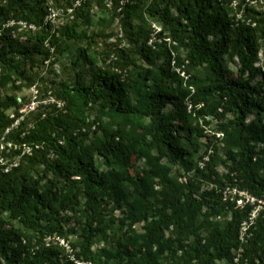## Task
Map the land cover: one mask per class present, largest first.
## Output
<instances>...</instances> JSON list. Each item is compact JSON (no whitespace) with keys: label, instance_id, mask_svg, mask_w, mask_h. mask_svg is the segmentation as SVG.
<instances>
[{"label":"trees","instance_id":"1","mask_svg":"<svg viewBox=\"0 0 264 264\" xmlns=\"http://www.w3.org/2000/svg\"><path fill=\"white\" fill-rule=\"evenodd\" d=\"M254 1L0 0V159L24 154L0 163V264H234L241 248L238 264H264V11ZM73 7L64 26L47 20ZM96 13L123 35H89ZM100 37L110 44L99 67L89 51ZM85 41L90 78L80 69L72 84L54 82L55 101L6 135L22 107L10 92L31 86L28 71L54 49ZM176 167L196 175L183 182ZM245 195L255 203L238 205Z\"/></svg>","mask_w":264,"mask_h":264},{"label":"rangeland","instance_id":"2","mask_svg":"<svg viewBox=\"0 0 264 264\" xmlns=\"http://www.w3.org/2000/svg\"><path fill=\"white\" fill-rule=\"evenodd\" d=\"M244 7L242 8V11L244 10ZM262 7H263L262 4H258V9H261ZM101 15H102L101 13L98 14L96 13V15L94 16V21L92 25L89 27V35H91L92 32L98 33L101 31L102 28H104L103 32L106 35L117 32L118 36L121 37L123 33L118 32V29L120 28H118L119 26L117 24L111 23V24H106L104 27H101L97 23V20ZM151 28L154 31L159 32L162 29V26L157 22H153ZM82 29H85V26ZM114 39H116V37ZM109 42L110 41H108V38L100 37L96 39L95 43H92V47L90 48L89 54L96 56L98 58L99 67L102 66L99 52H102L103 49L110 44ZM88 44L89 41H85L83 44L70 43L69 48L63 54H59L57 56L55 55L56 53L54 49L49 60L43 63L38 62V64L34 67L32 71L31 70L28 71V75L31 77V86L25 87L19 92H10L11 94H15L18 97L19 102L22 105L20 112H22V114L25 113L24 114L25 118L27 116H30L32 113L36 112L38 110L36 107L39 106L40 103L41 104L43 103L44 106H46L48 104H52V102L55 101L51 95V91L47 90V88H50V86L53 85L54 82L65 81L72 84L76 71L80 69L87 71L85 75L86 79L90 78V74H91L90 67L86 66L84 60L79 59L80 51L84 48H88ZM180 54L181 56L184 55L182 52H180ZM75 63H78L77 67L74 65ZM227 66L230 67V69H232L236 73V67L234 64L227 62ZM42 110L44 111V109ZM45 111L47 112L50 111V108L45 109ZM8 114L12 116L14 114V111L11 110L9 111ZM251 119L252 117L249 118V120ZM214 127L215 125L213 122L211 127L207 128L208 129L207 133L210 136L214 134L213 133ZM212 140L214 141V139ZM203 142H206V139H203ZM2 147L3 145H1L0 149H2ZM206 150H207L206 144L204 143L203 151H201L198 155L195 156V160H198L199 156L205 154ZM15 159H17V157L15 158V156L11 154L8 162L13 163ZM97 162L98 165L101 166V168L103 169L104 167L102 166L101 160L98 159ZM141 165L142 164H139V166L136 167V169L141 170ZM173 174L181 175L180 179H182V177L185 176H187L188 178H192L193 176L196 175L195 171L189 173V172H185V170L182 169L178 170L177 167L176 169H174ZM245 198L246 200L242 199L238 201L237 204L239 205L241 203L243 205L244 201L247 202V200L251 199V197L247 195H245ZM259 209L260 207L258 208V210Z\"/></svg>","mask_w":264,"mask_h":264},{"label":"built area","instance_id":"3","mask_svg":"<svg viewBox=\"0 0 264 264\" xmlns=\"http://www.w3.org/2000/svg\"><path fill=\"white\" fill-rule=\"evenodd\" d=\"M257 1H254L253 3H251L250 5H255L257 8H258V3H256ZM259 4H262V8L260 10H263L264 11V0H260ZM79 3H77L75 6H78ZM74 7L72 9H68L67 11H64L63 9H59V10H51L50 12V15L49 17L47 18L48 21L52 22L54 25H58V26H64L65 24H67L69 21L73 20L74 19V16H73V12H74ZM169 43H170V40H167ZM153 43V40H151L149 42V44L151 45ZM46 46L48 47L49 44L47 43ZM53 50V49H52ZM51 50V51H52ZM53 52V51H52ZM173 56H175V54H173ZM111 59H115L116 60V56L113 54L111 56ZM173 66L175 67V62L173 61ZM176 69V68H175ZM178 70V69H177ZM179 71V70H178ZM63 106L62 103H59L58 104V107H61ZM38 107V106H37ZM36 107V108H37ZM35 108V109H36ZM34 109V110H35ZM21 110V109H20ZM19 110V112H20ZM21 116L19 117V119H17V121L15 122L16 125L14 124L11 128H9L7 131H6V135L10 134L14 129H16L20 122L23 121L25 119V113L22 114V112L19 113ZM13 117V116H12ZM25 133L22 134V137H24ZM220 136V135H218ZM1 148V147H0ZM5 146L2 147V149H0V152H2L4 150ZM8 148H9V151L11 149L13 150H19L20 147L18 145H13L12 143H9L8 144ZM23 149H24V153H31V147L27 146V145H23ZM24 154H22L21 156H23ZM21 156L19 155H16L15 158L17 157V159L14 160V162H8L9 161V158L7 160L5 159H0V163H2L3 165H7L9 164L8 166H18L19 165V162H20V159H21ZM4 162V163H3ZM188 179V177H182L181 181L183 182H186ZM247 202H250V203H255V199L254 198H251L250 200H247ZM240 206H242V204L240 203L239 204ZM257 212H258V209L256 211H254L250 218L248 219V221H246L243 225H242V228H241V231H240V240L241 242H244L247 240V238H250L251 237V233H250V228L251 226H253L255 224V220H256V217H257ZM55 238H47L45 241L47 242V244L49 245L51 242H54ZM56 241H58L61 245H64V241L63 240H60L59 238H56ZM54 243H57V242H54ZM243 252V249H239L238 251V254L239 256L234 260V264H238L239 263V257L241 256Z\"/></svg>","mask_w":264,"mask_h":264},{"label":"bare ground","instance_id":"4","mask_svg":"<svg viewBox=\"0 0 264 264\" xmlns=\"http://www.w3.org/2000/svg\"><path fill=\"white\" fill-rule=\"evenodd\" d=\"M164 41V40H163ZM116 66V65H115Z\"/></svg>","mask_w":264,"mask_h":264}]
</instances>
